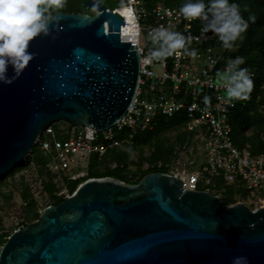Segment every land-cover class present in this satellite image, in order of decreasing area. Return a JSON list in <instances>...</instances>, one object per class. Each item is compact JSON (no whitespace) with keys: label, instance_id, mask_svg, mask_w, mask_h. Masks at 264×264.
Returning a JSON list of instances; mask_svg holds the SVG:
<instances>
[{"label":"water","instance_id":"95a60500","mask_svg":"<svg viewBox=\"0 0 264 264\" xmlns=\"http://www.w3.org/2000/svg\"><path fill=\"white\" fill-rule=\"evenodd\" d=\"M93 15L58 12L34 58L11 84L0 83V178L14 172L49 126L104 131L131 107L140 55L103 0ZM9 75H12L9 69ZM264 264V207L227 206L176 177L151 173L138 184L89 179L33 223L14 231L0 264Z\"/></svg>","mask_w":264,"mask_h":264},{"label":"built area","instance_id":"2783aa9c","mask_svg":"<svg viewBox=\"0 0 264 264\" xmlns=\"http://www.w3.org/2000/svg\"><path fill=\"white\" fill-rule=\"evenodd\" d=\"M131 6L134 11L128 14L122 12L120 6L112 9L122 19L124 29L131 28V34L124 36L140 55L138 89L126 115L104 131L55 123L46 128L35 143L37 151L46 158L43 168L54 186V199L65 200L73 194L70 186L87 177L92 156L102 158L110 149L130 147L134 135L156 129L159 118L183 114L184 122L178 125V131L189 135L188 138L174 142L169 161L143 162L142 170L165 169L164 174L180 179L183 189L188 191H205L224 198L227 188L231 187L236 194L242 191L263 202L264 153L253 154L249 146L240 148L233 143L229 112L235 107L236 99L224 96L223 82L217 76L239 55L231 56L236 51L225 49L213 33H202L200 19L187 20L177 8L163 1L131 0ZM161 25L191 36L189 47L196 50L197 57H190L181 50L178 57L145 60L152 47L148 34ZM156 66L162 73L155 72ZM206 96L208 104L204 103ZM124 132L127 136L120 139L119 135ZM201 155L205 159L195 169V159ZM30 168L34 176L32 185L40 186L37 195L50 197L44 192L43 180L38 179L35 166ZM85 168L87 174H79ZM51 205L54 201L47 207Z\"/></svg>","mask_w":264,"mask_h":264},{"label":"clouds","instance_id":"9594fccd","mask_svg":"<svg viewBox=\"0 0 264 264\" xmlns=\"http://www.w3.org/2000/svg\"><path fill=\"white\" fill-rule=\"evenodd\" d=\"M66 0H0V83L11 84L18 78L34 54L29 51L30 43L38 36L48 35L50 25L59 17L58 11L65 6ZM122 12L133 13L131 0L127 4L121 0ZM179 13L187 20L200 19L202 33L211 32L218 37L225 49H233L235 42L242 39L249 22H255V16L247 20L241 14V7L230 0H184ZM148 39L152 47L145 60L157 61L183 53L197 57L195 49L190 50L192 37L181 32L169 30L164 26L153 28ZM243 57L230 60L226 68L217 73L222 80L226 96L229 99H247L253 89V79ZM11 69L12 75H9ZM209 103V97H204ZM131 151V149H129ZM232 264H248L246 257L233 258Z\"/></svg>","mask_w":264,"mask_h":264},{"label":"trees","instance_id":"16d2710c","mask_svg":"<svg viewBox=\"0 0 264 264\" xmlns=\"http://www.w3.org/2000/svg\"><path fill=\"white\" fill-rule=\"evenodd\" d=\"M163 1L164 4L170 7L177 8L179 10L180 6L184 3V0H160ZM207 2V0H206ZM230 2H235L241 7V14L245 20L249 17V15L255 16V22H249V26L247 30L243 33L242 39H239V46L237 51L231 56L239 55L245 59V63L240 65V67H247L250 70L253 79V89L249 94L247 99L244 100H236L235 107L229 112V121L233 129V143L240 148L244 146H249L250 150L253 154L264 153V140L263 136L257 134H250L248 130L254 125V123L264 124V114L259 111L260 103L264 101L256 102L257 96L261 92V87L264 86V58L258 62V56L260 51L264 50V44H260L256 41L259 38L257 33V26L260 27L262 24L264 25V0H230ZM68 5L60 9L59 11H66ZM58 11V12H59ZM254 33V34H251ZM250 33V34H249ZM256 49H259L256 51ZM184 122V115L178 114L172 118H159L158 126L156 129L150 132H138L133 137V145L125 148H115L110 149L108 153L99 158L98 156H92L90 159V164L88 167V175L86 178H81L77 180L75 186L71 184L72 193L75 192L77 186L82 184L83 182L89 179H103V178H115L120 182H125L130 185L138 184L145 176L151 173H166L165 169H150L148 171L142 170L143 162L154 163L158 160L169 161L173 155L174 144L171 143L169 148L164 145V136L171 132V130H178V125ZM261 131H264V127ZM264 135V134H263ZM127 136V133L124 132L119 135L120 139H123ZM183 138V137H182ZM185 138V137H184ZM184 138L178 142L184 141ZM156 141L161 143L162 145L157 146ZM163 142V143H162ZM148 145L151 149V154L149 158L143 159L139 164V170L134 172V174L130 173L129 166L131 161V153L134 151H140L144 146ZM167 151V154L162 157V153ZM131 149V151H129ZM104 158H111L116 167L114 169L108 170L104 173H94L93 166L96 165L98 160H102ZM29 158L26 162H24L23 169H26L28 166ZM24 171V170H22ZM17 173V170L12 172L10 175H14ZM47 190L51 193L50 195L53 197V186H46ZM231 187L227 188L226 195L223 198L225 204L227 206L234 204V196L236 195L235 190L232 188V191H229ZM54 204H60L63 200H54ZM7 239L4 244L6 243ZM3 244V245H4Z\"/></svg>","mask_w":264,"mask_h":264},{"label":"rangeland","instance_id":"374dc122","mask_svg":"<svg viewBox=\"0 0 264 264\" xmlns=\"http://www.w3.org/2000/svg\"><path fill=\"white\" fill-rule=\"evenodd\" d=\"M120 6V4H113L110 6V8H115ZM256 35L259 36V38L256 39V41L260 44H264V25L262 24L260 27H258ZM250 34V33H249ZM251 34H254L251 32ZM243 35V34H242ZM239 46V40L235 42V46L233 51H237ZM229 50V49H228ZM259 49H256L258 51ZM258 62L264 58V50L258 52ZM264 64V61H263ZM155 72L162 73V69L158 66L155 67ZM224 96L227 98L226 93H224ZM264 101V86L261 87V92L257 96L256 102ZM259 111H262V114H264V102L260 103ZM264 127V124L254 123V125L248 130L249 135L250 134H257L261 135L262 138H264V131H261ZM189 135H185L182 131H178L176 129L171 130V132H168L164 136V145L167 146L166 148H169L171 143L174 144V142H178L185 137L188 138ZM183 137V138H182ZM184 138V139H185ZM163 143V142H162ZM179 143V142H178ZM156 145L160 146L161 143L156 141ZM164 146V152L162 153V157L167 154V151H165ZM161 147V146H160ZM38 146L35 147L34 151L29 156V164L26 167V169H23L24 162L20 164V166L16 169L17 173L14 175H5L0 178V250L3 246V242H5L6 239L9 238V236L13 233L15 229H18L20 226H27L30 223L35 222L40 216L42 210L47 207L48 204H50L51 201H54L56 199H53L50 195L51 193L47 190L46 186H53L51 184L50 177L44 172V164L46 163V158L40 154L38 151ZM151 154V149L148 145L144 146L142 150L140 151H134L131 155V161L129 170L130 173L134 174V172H137L139 170V164L143 159L149 158ZM205 159L204 155L198 156L195 160V169H198L200 166V163L203 162ZM31 166H35L36 172L39 176L38 179L43 180V187L44 192L48 193V195L51 197H46L44 195H37L39 192L36 186L32 185L31 180L34 178ZM116 167L115 162L110 158H104L102 160H98L96 165L93 166L94 173H104L108 170L114 169ZM24 170V171H22ZM83 176L87 174V168L85 170H82L81 173ZM81 176V177H83ZM125 183V182H123ZM76 183L73 184V187ZM128 184V183H125ZM80 185V184H79ZM78 185V186H79ZM77 186V188H78ZM76 188V189H77ZM52 191L54 192V186L52 188ZM229 191H232V188L229 189ZM50 199V200H49ZM234 200L237 202H241L246 204L252 209L260 208L261 206H264V201L261 202L259 200H256L255 198L246 195L244 192L239 191L238 194L234 196ZM55 202V201H54ZM232 205V204H231Z\"/></svg>","mask_w":264,"mask_h":264},{"label":"flooded vegetation","instance_id":"af4514ba","mask_svg":"<svg viewBox=\"0 0 264 264\" xmlns=\"http://www.w3.org/2000/svg\"><path fill=\"white\" fill-rule=\"evenodd\" d=\"M85 1L87 0H66L65 4L68 5V8L66 9V11H59V12L73 13V14H87V15L95 14V11L92 8L85 9L83 7V3ZM120 2L121 0H103L104 5L109 8L113 4H120Z\"/></svg>","mask_w":264,"mask_h":264},{"label":"bare ground","instance_id":"6f19581e","mask_svg":"<svg viewBox=\"0 0 264 264\" xmlns=\"http://www.w3.org/2000/svg\"><path fill=\"white\" fill-rule=\"evenodd\" d=\"M125 13L128 14V12H125ZM131 32H132V30H131L130 27H126V28L124 29V34H125V35H126V34L130 35Z\"/></svg>","mask_w":264,"mask_h":264}]
</instances>
